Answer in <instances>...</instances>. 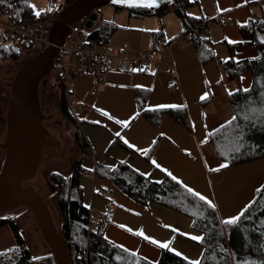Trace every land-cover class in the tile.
<instances>
[{
	"label": "crops",
	"instance_id": "1",
	"mask_svg": "<svg viewBox=\"0 0 264 264\" xmlns=\"http://www.w3.org/2000/svg\"><path fill=\"white\" fill-rule=\"evenodd\" d=\"M260 1L197 0V5L202 7L199 18H205L206 34L213 43L217 60L229 57L224 42L240 39L237 25L248 18L250 6ZM118 5L130 7L112 3V20L101 21L114 24L116 29L113 32L123 29L116 24L115 17L125 9L130 18L159 17L130 16L127 8H117ZM96 28H90L88 32ZM131 30L139 31L136 28ZM155 31L163 33L161 26L148 31L150 48H153L151 33ZM175 33L170 35L174 40H161L167 43L162 60L169 65L168 69L163 64H157L148 71H139L135 67L119 71L114 67L106 73L95 92L91 90L92 82L88 75H80L74 82L72 104L79 107V113H75L76 120L81 122L80 128L87 142L81 157L82 165L93 171L97 164L113 168L118 162H125L156 182L165 175L175 176V181L183 187L191 188L210 200L223 224L239 215L253 200L255 191L264 181V159L220 167L224 163L215 155L208 135L233 118L228 95L238 84L226 78L217 61L200 63L194 44L182 32L181 23ZM180 37L184 42L178 43ZM109 40L108 37V44ZM113 42L116 47H129V42ZM250 84L251 75L245 72L240 85L247 89ZM139 102L148 110L183 108L190 129L186 130L167 114L161 116L158 125L153 124L140 113ZM152 146H155L154 150L146 158ZM88 177L80 179L82 201L93 214L105 211L104 238L107 241L151 263L158 262L164 248L145 239V236L161 244L170 242L167 249L174 254L180 253L178 256L187 261L200 259L202 247L198 242L201 239L191 237L202 235L192 229L190 218L152 201L146 205L139 204L108 181L96 176H92L91 181ZM102 189L110 192L112 205L108 206L100 194ZM140 232L143 236L137 234ZM14 244L8 226H0V251Z\"/></svg>",
	"mask_w": 264,
	"mask_h": 264
},
{
	"label": "trees",
	"instance_id": "2",
	"mask_svg": "<svg viewBox=\"0 0 264 264\" xmlns=\"http://www.w3.org/2000/svg\"><path fill=\"white\" fill-rule=\"evenodd\" d=\"M33 0H0V17L6 16L15 22L28 18H40L32 6ZM172 12L179 19L182 32L196 48L202 65L215 60L228 80L235 81L236 89L228 95L235 119L218 126L208 135L215 155L226 166H234L252 160L264 159V0L250 6L248 18L237 25L240 39L224 42L229 57L217 60L213 43L206 34L204 18H194L186 9L196 6L197 0H170ZM127 8L130 16H160L163 9L153 10L146 6ZM141 7V8H139ZM257 8V10H256ZM60 7L51 12L55 19ZM116 29L112 23L103 21L88 35L89 40L101 36L106 38ZM160 31L151 33L153 47H157ZM26 46L25 43H20ZM32 46V45H27ZM21 48L5 43L0 36V61L16 60ZM245 72L251 75L249 88L242 89L240 79ZM55 81L61 87L60 111L74 122L63 94L60 74ZM139 111L153 124L158 125L163 114H167L186 130L190 129L185 110L180 107L148 110L139 102ZM79 148L84 152L87 142L82 130H76ZM155 146L148 151L149 157ZM96 176L108 181L133 201L146 205L152 201L191 219L192 229L202 237L199 264H264V181L255 191L253 200L246 206L244 215L235 224H221L215 207H209L198 196H193L180 183L165 175L160 182L150 179L132 169L125 162L113 168L97 164L93 171L82 167V158L74 162L68 176L51 172L50 180L57 185L56 203L60 216V234L64 237L70 255V264H192V262L162 249L157 263H151L137 254L128 252L104 238L106 221L102 224L90 222V210L82 201L80 179ZM244 209V210H245ZM9 225L15 244L0 251V264H34L30 250L16 222L9 216H0V226Z\"/></svg>",
	"mask_w": 264,
	"mask_h": 264
},
{
	"label": "water",
	"instance_id": "3",
	"mask_svg": "<svg viewBox=\"0 0 264 264\" xmlns=\"http://www.w3.org/2000/svg\"><path fill=\"white\" fill-rule=\"evenodd\" d=\"M170 0H73L58 11L49 29L50 45L39 54L22 63L10 83L11 96L7 103L4 121L6 133L0 147L4 160L0 169V212L23 205L32 210L40 228V237L50 245L52 253L37 257L49 258L51 264H70L68 246L57 230L49 208L42 196L30 185H23L37 172L47 149L59 146L55 138L42 124L38 88L52 70L53 58L58 45L62 44L69 27L81 23L90 29L97 15L91 10L107 3L146 6L155 11L162 9ZM47 114H50L47 113ZM52 191L53 187L50 186ZM33 221V220H31Z\"/></svg>",
	"mask_w": 264,
	"mask_h": 264
},
{
	"label": "rangeland",
	"instance_id": "4",
	"mask_svg": "<svg viewBox=\"0 0 264 264\" xmlns=\"http://www.w3.org/2000/svg\"><path fill=\"white\" fill-rule=\"evenodd\" d=\"M61 1L62 0H33L32 6L35 12H55L60 6L58 3ZM167 3L163 5L162 14L159 17L154 16L144 19L130 18L127 16L125 9L122 14L115 17L116 24L121 26L123 29H117L115 32L111 33L112 35L110 34L109 46L116 47L113 44V41L119 44L129 42V47L126 46L125 49L122 46L116 48L128 51L134 50L132 52L141 49L148 51L152 48H150V42H148L150 40V33L148 31H154L155 29L160 28V26L162 27L163 33L161 34L159 41H161L162 38H166L167 40L173 39L174 37H171L170 35L174 36V34H176V28L179 27L180 22L177 16L172 12L170 5ZM201 9L202 7L200 5H196L187 8L186 13L191 17L199 18L201 16ZM112 10V3H107L105 5L96 7L94 13L97 15V18L93 22L91 28H96L97 26L99 27L102 20H112ZM72 28H74L76 31L81 30L83 34L90 30L84 26H81L80 24H75L72 26ZM132 28H136L139 31H133L131 30ZM1 34H4L2 30H0V36ZM5 43H12L17 47H20L21 51L18 59L16 60L0 61V113L4 118L6 115L7 103L11 96V82H6L5 80H12L22 63L26 62L28 59L42 51L36 46H22L20 43L8 42L6 37ZM144 43H147V45L144 46ZM57 72L58 71L56 69H52L51 72L45 77L44 83L42 81L40 82L38 93L40 101L45 103V114L50 112L49 118L52 116L50 120L43 121V125L46 130L51 133V138H49H55V140L59 143V146L51 147L45 151L42 162L37 169L36 175L23 185L32 186L42 196L49 208L51 217L57 230L61 232L60 216L56 203L57 185L50 180L49 176L51 172H60L61 174L68 176V170L72 167L76 160L83 156L84 153L82 149L79 148L76 138V130L77 128L79 130L81 129V122L76 119H74V122L66 119L60 111L61 87L59 83L55 81ZM72 108L76 114L79 113L78 106L72 104ZM5 131L6 127L2 128V125H0V142H3ZM3 160L4 150L0 148V169ZM82 167L84 166L82 165ZM88 176L89 180L92 181V175L89 174ZM50 186L53 187V191ZM0 216H9L14 220V222L17 223L30 250V253L34 258V264H51L49 258H42L40 260L36 259L37 257L48 255L52 253V251H48L51 250L50 245L44 238L40 237V228L38 224L34 222L36 217L32 210L26 206L19 205L10 210L1 211ZM5 226H8L10 229L9 225L5 224ZM43 259L44 261H42ZM55 264H57V260H55Z\"/></svg>",
	"mask_w": 264,
	"mask_h": 264
},
{
	"label": "built area",
	"instance_id": "5",
	"mask_svg": "<svg viewBox=\"0 0 264 264\" xmlns=\"http://www.w3.org/2000/svg\"><path fill=\"white\" fill-rule=\"evenodd\" d=\"M53 20L49 11H46L40 18H28L21 22H15L13 19L2 16L0 17V30L4 32L8 42L25 43L44 50L51 44L49 29ZM84 21L78 24L84 26ZM88 31L83 34L81 30L76 31L70 26L62 44L56 46L57 51L52 62V69H56L60 74L63 94L75 119L78 118L72 108V92L74 82L80 75L85 74L90 77L91 90L95 92L99 84L103 83L106 73L114 67L119 71H128L134 67L139 71H148L157 64H163L167 69L169 68V65L162 60L167 44L164 41H160L161 49L158 45L148 51L141 49L132 52L109 46L104 36L89 40ZM182 42L184 40L180 37L178 43ZM82 110L84 111L85 108L82 107ZM100 194L106 199L108 206L113 204L108 190L102 189ZM105 217L104 210L97 214L90 211V222L102 224Z\"/></svg>",
	"mask_w": 264,
	"mask_h": 264
},
{
	"label": "snow or ice",
	"instance_id": "6",
	"mask_svg": "<svg viewBox=\"0 0 264 264\" xmlns=\"http://www.w3.org/2000/svg\"><path fill=\"white\" fill-rule=\"evenodd\" d=\"M114 2H115V0H114ZM129 2H132V0H129ZM153 2H154V0H153ZM146 6H149V7H151L152 6V4L151 3H149L148 5H146ZM37 15H39V12H37L36 13ZM135 71V70H134ZM202 99H203V97H202ZM161 107H166V106H161ZM233 119H235V117L233 118ZM119 135V134H118ZM153 163H155V161H153ZM157 167H159V165H157ZM220 167H226V165H221ZM219 169H214V171H218ZM168 175H172L170 172L168 173ZM172 179H176V177L175 176H172ZM188 192H190L193 196H198L199 197V199L201 200V201H204L206 204H208V206L209 207H215V205L210 201V200H207L204 196H202V195H200L199 193H196V192H194L191 188H188ZM247 209H245V210H242L241 211V213L239 214V215H237V216H235V217H231V218H229V219H227V220H225L224 221V223L225 224H235L238 220H240V218L244 215V211H246ZM138 235H142L143 236V233L142 232H140V233H137ZM145 239H149L152 243H154V244H158V246H160V247H162V248H170V242L169 243H163V244H161V243H159L158 241H155V240H152L151 238H149V237H144ZM192 239H195V240H199V239H201V237H191ZM177 255H180V253H176ZM192 264H199V261H194V262H192Z\"/></svg>",
	"mask_w": 264,
	"mask_h": 264
},
{
	"label": "flooded vegetation",
	"instance_id": "7",
	"mask_svg": "<svg viewBox=\"0 0 264 264\" xmlns=\"http://www.w3.org/2000/svg\"><path fill=\"white\" fill-rule=\"evenodd\" d=\"M73 0H62L61 2H59L58 3V5H60L59 7H60V9L61 8H63V7H65V6H67L68 4H70L71 2H72ZM111 3V2H110ZM132 6H134V5H130V7H132ZM97 7V6H96ZM96 7H94L92 10H91V12H94V10H95V8ZM137 7V6H136ZM59 9V10H60ZM87 18H84V20H86ZM38 98H39V93H38ZM39 104H40V109H41V112H42V114L44 115V119L42 120V124H43V121H48V120H50L51 118H52V116L49 118V115L50 114H45V108H46V106H45V103H43V102H41L40 101V99H39ZM0 125H2V128H4V127H6V123H5V121H4V117L1 115V113H0ZM44 126V125H43ZM5 133H6V131H5ZM5 136V135H4ZM50 138H51V135H50ZM50 138H48V141L49 140H51ZM0 143H2V142H0ZM1 148V147H0ZM2 149V148H1ZM3 150V149H2ZM45 154V153H44ZM42 261H44V259L42 260Z\"/></svg>",
	"mask_w": 264,
	"mask_h": 264
}]
</instances>
